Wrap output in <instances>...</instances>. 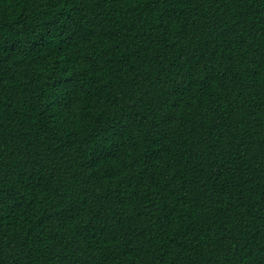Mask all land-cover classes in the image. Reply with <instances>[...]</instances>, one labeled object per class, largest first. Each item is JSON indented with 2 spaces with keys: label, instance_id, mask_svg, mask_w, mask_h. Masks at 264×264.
<instances>
[{
  "label": "trees",
  "instance_id": "16d2710c",
  "mask_svg": "<svg viewBox=\"0 0 264 264\" xmlns=\"http://www.w3.org/2000/svg\"><path fill=\"white\" fill-rule=\"evenodd\" d=\"M0 264H264V0H0Z\"/></svg>",
  "mask_w": 264,
  "mask_h": 264
}]
</instances>
